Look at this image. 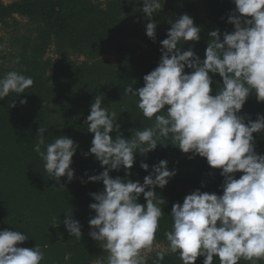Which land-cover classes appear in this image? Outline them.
I'll list each match as a JSON object with an SVG mask.
<instances>
[{"label":"clouds","instance_id":"clouds-1","mask_svg":"<svg viewBox=\"0 0 264 264\" xmlns=\"http://www.w3.org/2000/svg\"><path fill=\"white\" fill-rule=\"evenodd\" d=\"M235 9L227 17L234 25L232 32L211 31L205 57L201 59L191 48L181 51L179 45L200 40V28L187 14L171 24L167 38L160 43L161 58L154 70L144 75V86L124 89L138 97L137 107L149 120L151 127L137 131L126 139L119 131L117 114L109 112L97 95L87 115V131L94 134L89 152L94 154L104 170L88 177L104 184V190L90 193L94 198L89 208L94 210L88 223L89 235L102 241L108 253L107 264H147L145 250H151L159 221L161 205L167 201L158 195L175 176L167 160L151 166L143 179L133 182L110 176L111 170L125 169V176L135 162L138 152L146 155L158 144H170L183 153L204 157L213 169H220L222 194L202 192L199 188L187 194L182 203H173L170 215L172 228L165 233L167 247L157 251L158 261L165 254L178 253L182 264H238L241 259H264V154L255 151L253 133H264V115L252 120L240 111L252 91L258 102H264V0H233ZM160 0H143L142 12L150 21L146 35L155 39L153 14L160 11ZM192 71L186 72L185 68ZM219 74L222 86L212 95L213 76ZM31 77L16 71L0 77V100L15 92L19 95L33 85ZM21 100L20 103H26ZM14 107V103L11 105ZM163 112V114H161ZM46 128L39 127L33 150L44 161L48 177L60 184L74 178L70 167L78 145L64 135L45 144ZM117 132L115 137L110 133ZM42 147L44 150L42 151ZM140 167L149 170L141 161ZM242 173L239 178L236 173ZM60 186H63L60 184ZM203 186V184H202ZM143 194L146 203L138 198ZM66 212V213H70ZM71 236L81 239V224L65 215L63 220ZM53 224V225H57ZM28 239L21 231H0V264H40L44 252L40 246L20 247Z\"/></svg>","mask_w":264,"mask_h":264},{"label":"trees","instance_id":"trees-1","mask_svg":"<svg viewBox=\"0 0 264 264\" xmlns=\"http://www.w3.org/2000/svg\"><path fill=\"white\" fill-rule=\"evenodd\" d=\"M142 8L143 0H108L105 5L90 0H16L10 4L0 0L1 24L6 25L10 20L16 23V16H20L28 18L33 26L32 36L26 40H16L20 46L19 52L10 68H6L5 58L0 54V77L16 71L34 81L24 93L19 95L12 92L0 100V231H21L28 235V239L18 246H40L44 252L40 264L107 262L108 253L100 246L103 242L95 241L89 235L91 228L88 223L95 215L94 210L89 208V204L95 202L90 193L104 190L102 181H89L88 177L98 175L106 167L101 166L94 154L84 155L91 146L86 140L94 136L87 131L85 120L95 97L100 95L103 105L108 102V111L117 114L119 131L124 138L131 139L137 131L151 127L154 118H145L137 107L138 97L126 93L124 89L129 85L134 90L144 86L141 69L147 65L158 66L162 55L160 42L167 38L171 27L169 21H175L183 14L192 17L201 30L199 45L203 54L211 31L219 29L222 37L225 31L234 30V25L227 20L235 9L233 0H165L161 4L162 9L151 18L156 23L155 39L146 35V24L150 21ZM57 41L75 51H84L88 59L75 62L65 52H60L57 60L45 57L48 46ZM179 47L185 51L186 42H181ZM104 49L114 55V61L109 57H100V51ZM51 69L53 77L54 74L58 76L80 71L88 78L100 70L111 77L108 85L101 88L91 85V88L72 98L79 101L75 118L77 125L72 124L75 126L72 135L64 136L73 139L78 147L70 165L74 178L69 182L66 176L62 177L60 184L63 186L48 177L44 161L33 150L39 137L38 128H46L42 101L52 87ZM185 71L192 70L186 67ZM210 75L213 76L211 94L215 95L223 81L218 73ZM21 100L27 102L21 104ZM239 114L246 116L245 123L247 117L256 120L257 114L264 115V102L257 101L255 91L249 94ZM61 135L47 130L44 133L45 144ZM110 135L115 137L117 132L113 131ZM253 136L255 144L264 146L260 140V136L264 139V133H253ZM165 142L169 144H158L155 150L146 155L137 152L134 165L128 170L131 175L126 177L123 167L111 170L109 174L113 178L119 176L143 183L151 166L160 160H167V167L175 169L176 174L168 184L163 189L156 188L158 195L167 203L161 205L163 215L155 241L165 242L167 247L165 233L172 228L170 212L173 203H182L192 186L204 188V192H217L221 189L223 177L220 169L211 168L206 158L196 155L189 159L191 153H183L170 144V140ZM255 151L264 154V149L255 147ZM141 161L149 164L148 171L140 167ZM205 171L210 172L212 177L208 184H203L199 177ZM235 175L239 178L242 173ZM138 202L146 203L143 194ZM66 214L80 222L81 239L71 236L66 230L63 223ZM145 256L147 264H182L178 253L165 254L162 261L157 260L156 254ZM203 259L202 256L198 257L195 264H203ZM213 264H220L219 259L214 257ZM238 264H253V261L241 259ZM255 264H264V259L255 261Z\"/></svg>","mask_w":264,"mask_h":264},{"label":"rangeland","instance_id":"rangeland-1","mask_svg":"<svg viewBox=\"0 0 264 264\" xmlns=\"http://www.w3.org/2000/svg\"><path fill=\"white\" fill-rule=\"evenodd\" d=\"M4 4H10L16 0H1ZM96 4H106L108 0H90ZM165 0H160V5L163 4ZM17 22L15 23L13 20L8 21V23L1 24L0 23V54L5 58V66L6 68H10L13 63L16 61L19 45L16 40L23 39L32 36L31 31L33 30V26L30 23L29 19L26 17L16 16ZM201 39L197 42L187 41L186 46L188 50L191 48L201 59H204L205 53H201L203 50L200 47ZM61 42L57 41L52 42L51 45L48 46L45 57L51 58L53 60H57V56L60 52H65L68 54L69 59L75 62H82L87 60V55L82 50L75 51L74 49L67 48L65 45H60ZM185 50V51H186ZM100 57H109L112 61H114V55L111 52L104 49L100 51ZM101 59V58H99ZM89 63L91 61L89 60ZM154 66L147 65L145 68H142V78L144 75L148 74L152 70H154ZM49 75L52 77L51 80V90L44 95L43 97V108L46 114L45 126L46 129L54 134L58 135H67L71 134L74 127L77 125L75 122V118L78 115V99L72 100L73 97H77L78 94L84 92L91 88V85H94L97 88H101L110 83L111 77L107 75L102 70L99 71L98 74H92L90 77L86 78L84 73H80V71L70 72L64 75L56 76L52 73V69L49 71ZM104 103V107L110 108L107 104ZM111 107H114L111 104ZM74 124L75 126H73ZM261 143L264 145V139L260 136ZM92 139L88 137L86 142L91 144ZM256 148L264 149V146H260L255 144ZM199 177L203 184H208L211 182V173L205 171L199 174ZM195 187H190L188 194L194 191ZM204 188L200 190L204 192ZM218 195L222 194V189L216 192ZM166 248L165 242L155 241L153 243V248L151 250H145L144 255L156 254L157 251L163 250ZM107 264V262H104Z\"/></svg>","mask_w":264,"mask_h":264}]
</instances>
